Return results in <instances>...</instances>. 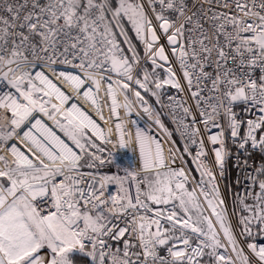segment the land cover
<instances>
[{"label":"snow or ice","instance_id":"6c2138e0","mask_svg":"<svg viewBox=\"0 0 264 264\" xmlns=\"http://www.w3.org/2000/svg\"><path fill=\"white\" fill-rule=\"evenodd\" d=\"M0 264H264V0H0Z\"/></svg>","mask_w":264,"mask_h":264}]
</instances>
